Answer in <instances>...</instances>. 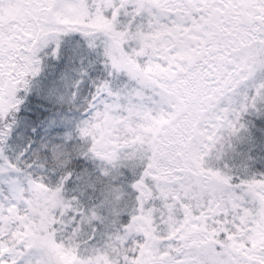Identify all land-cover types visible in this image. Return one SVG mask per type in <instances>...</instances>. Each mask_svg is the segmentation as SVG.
<instances>
[{"label":"snow or ice","instance_id":"6c2138e0","mask_svg":"<svg viewBox=\"0 0 264 264\" xmlns=\"http://www.w3.org/2000/svg\"><path fill=\"white\" fill-rule=\"evenodd\" d=\"M0 264H264V0H0Z\"/></svg>","mask_w":264,"mask_h":264}]
</instances>
